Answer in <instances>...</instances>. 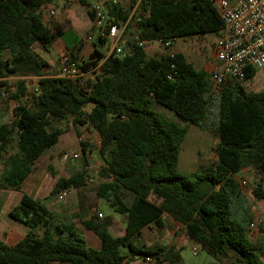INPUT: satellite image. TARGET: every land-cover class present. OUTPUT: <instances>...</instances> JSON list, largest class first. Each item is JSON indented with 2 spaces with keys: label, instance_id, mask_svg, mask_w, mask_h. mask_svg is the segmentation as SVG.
Returning a JSON list of instances; mask_svg holds the SVG:
<instances>
[{
  "label": "trees",
  "instance_id": "16d2710c",
  "mask_svg": "<svg viewBox=\"0 0 264 264\" xmlns=\"http://www.w3.org/2000/svg\"><path fill=\"white\" fill-rule=\"evenodd\" d=\"M50 1L0 0V87L8 77H20L12 94L18 101L13 118L0 123V190H22L40 157L69 130L55 123L72 116L79 137V126L94 128L100 135L99 153L105 165L99 170L97 196L126 216L125 234L113 236L109 219L93 213L83 224L102 246L91 247L76 221H56L44 202L24 193L9 215L41 232L31 231L15 245L0 239V264H131L147 258L183 264V246L136 243L144 228H163L165 214L215 256L216 261L208 264H222L221 258L227 257L241 264H264L262 248L248 236L249 210L244 217L247 224L238 218L246 201L235 177L245 168L257 170L262 180L254 195L264 198V89L248 92L240 83L216 85L209 72L195 68L184 53L149 57L147 46L138 43L218 34L224 22L213 1L143 0L133 18L138 36L126 54L108 55L101 49L106 40L97 36L91 60L80 55L84 42L78 35L69 44L67 31L45 22L41 10ZM88 13L92 15L89 9ZM109 13L118 21L125 19L115 7H109ZM58 39L71 59L82 61L85 68L103 60L96 79L82 83L46 74L50 66L35 46L50 51ZM257 72L250 69L247 80ZM30 76L38 78L33 89ZM213 97L219 99L217 161L192 174L182 173L181 145L190 125L203 126ZM153 105L187 124L169 119ZM15 141L16 150L9 153ZM81 146L86 155V143ZM86 174L82 168L59 178L52 193L83 186Z\"/></svg>",
  "mask_w": 264,
  "mask_h": 264
},
{
  "label": "rangeland",
  "instance_id": "374dc122",
  "mask_svg": "<svg viewBox=\"0 0 264 264\" xmlns=\"http://www.w3.org/2000/svg\"><path fill=\"white\" fill-rule=\"evenodd\" d=\"M48 5H51L56 10V15L49 14L47 9H42V14L45 22L50 28L59 27L66 30V41L73 44L74 35H78L84 42V47L81 51V56L85 60H91L95 57L93 43L97 39V31H94L93 23L89 17L87 9L80 3V0H51ZM94 34V39L89 41L88 35ZM206 36V37H205ZM216 33H208L205 35L187 36L177 39V46L183 50L187 59L197 69L209 70L204 65L212 59L216 39ZM36 51L46 60L50 68L46 71L47 75L59 76L58 61L63 56L71 58V53L67 50L65 43L58 39L53 46L46 51L41 46H35ZM105 52H109V45L105 44L101 48ZM148 56L161 57L167 54V50L157 41L148 43L147 45ZM8 56V53L6 54ZM31 80L30 88L33 89L37 83L38 78L35 76L28 77ZM19 76H10L6 80V88L0 87V123L11 122L13 118V108L18 101L12 97L11 88L17 87ZM248 92H260L264 89V68L258 69L256 76L252 80L246 81L244 84ZM7 90L8 95L3 96L2 91ZM216 97V95H213ZM214 98V97H213ZM153 109L163 113L166 117L174 120L181 125L187 123L178 118L170 110L160 106L153 105ZM219 115V99L214 98L210 102L208 114L204 120L203 126L198 127L195 125L189 126V131L186 134L184 141L181 145L179 170L185 174H192L196 172L201 165H210L217 161L216 148L218 145V137L216 132L217 121ZM73 117L56 122L55 124L60 127H67L69 130L62 134L59 142L51 148L47 153L39 159V164L46 168L49 173L44 181V189L38 192L39 198L50 207L54 219L58 222H72L79 223L81 228H84L82 221L90 217L93 213L104 214L102 218L116 217L123 220V215L116 212L107 200L98 198L97 189L102 181L99 170L105 165V158L99 153L100 135L99 133L89 126H79L81 137L78 136V130L74 126ZM81 142L86 143L87 154L83 155ZM16 150V141L13 143L9 153ZM74 151L79 153V157L75 160L68 158V154ZM50 152L53 156H50ZM108 157V156H106ZM82 168L87 169L85 176L86 183L78 189H68V195L65 199H59L60 192L53 194L56 182L61 177H69L72 174L79 172ZM0 167V172H1ZM240 184L241 194L246 203L236 205L237 212L240 210L239 219H243L247 210H249L250 221L248 224L249 239L260 250V255L264 261V198L259 199L254 195V188L261 182L262 175L253 168H245L235 175ZM63 191V190H62ZM1 192V190H0ZM6 192L0 198V211L4 212L10 205L17 202L20 196L19 191H4ZM99 210V211H98ZM5 216V215H4ZM6 220L14 224V220L9 215H6ZM5 221V220H3ZM124 225H125V221ZM244 223L248 222L244 220ZM255 224L254 229L249 226ZM22 228L31 231H38L36 228H31L23 223H20ZM177 222L169 215H166L165 226L158 228H147L146 232L140 235L136 240L137 244H147L151 246H170L176 244L183 246L181 250L183 264H208L216 261L215 256L202 248L200 244L194 243L187 233L181 227H176ZM78 227V231L87 240L89 246L99 248L95 242L90 240L86 230ZM28 232V233H29ZM197 247L198 253L194 254L193 247ZM142 261L144 259H141ZM222 264H241L234 257L221 258ZM144 264V262H142ZM162 264H168L163 262Z\"/></svg>",
  "mask_w": 264,
  "mask_h": 264
},
{
  "label": "built area",
  "instance_id": "2783aa9c",
  "mask_svg": "<svg viewBox=\"0 0 264 264\" xmlns=\"http://www.w3.org/2000/svg\"><path fill=\"white\" fill-rule=\"evenodd\" d=\"M220 17L224 22L223 29L218 33L214 45V61L208 70L211 80L219 86L232 83L244 84L250 69L264 68V0H212ZM143 0H94L90 1L88 9L91 11L93 27L97 36H101L109 45L107 53L115 56L125 55L129 50V43L137 39L138 24L133 21L134 16L141 10ZM109 7H115L125 19L117 20L109 13ZM56 10L51 9L50 14L55 15ZM140 20V18H138ZM94 39V34L88 35V40ZM166 50L167 55L174 57L175 51L172 40H158ZM140 46H147L148 42L138 41ZM85 68L82 61L72 60L63 56L58 61L60 77L86 83L96 79L100 73V66ZM6 86V85H5ZM1 88L5 89L6 87ZM17 87L11 88V93ZM3 96L8 95L7 90L2 91ZM28 97V96H27ZM67 157L75 160L79 153L74 151ZM67 189L59 194V199L67 197ZM102 216L101 213H99ZM254 229L255 224L249 226ZM194 254L198 253L193 247Z\"/></svg>",
  "mask_w": 264,
  "mask_h": 264
},
{
  "label": "crops",
  "instance_id": "0c3cea01",
  "mask_svg": "<svg viewBox=\"0 0 264 264\" xmlns=\"http://www.w3.org/2000/svg\"><path fill=\"white\" fill-rule=\"evenodd\" d=\"M90 1H94V0H86V4H88ZM80 3L83 6H85L86 9L88 8V5L86 6L81 1H80ZM51 7H52L51 5H48V3H46L45 5H43L42 9H44V8L47 9V11H49V14H50V10L53 9ZM87 12H88V9H87ZM55 15H56V13H55ZM89 17H91V16L89 15ZM92 28H93L94 31H96V29L93 26H92ZM64 31H66V30H64ZM216 35H217V37H216V39L213 42H216L217 41L218 34H216ZM176 41H175V43L173 45V50L175 52H182V53H184L183 50L179 49V47L177 46V42ZM184 55H185V53H184ZM214 55H215V52H214V49H213L212 59L210 61H208L207 63H205V65H204L205 68L209 67V69H210V67H211V65H212V63L214 61ZM46 153H47V151L43 155H45ZM48 154H49V152H48ZM49 155L50 156H53L51 152H50ZM42 156L40 158H42ZM48 175H49V173L46 171V168L43 165L39 164V160H38V162L35 165V168H34L33 172L29 175V177L25 181L22 190L19 191L20 196L17 198V202L14 205H10V207L6 208L4 212H1L0 211V239H2L3 241H5L7 244H9V245H15L17 242H19L22 238L25 237V235L29 232V230H27L25 228H22L23 226H20V223L21 222H19L17 220H14L15 221L14 224H11V222L9 220H6V215H9V212L15 206H17L20 203L21 198H22V196H23L24 193L25 194H28V195H30V196H32V197H34L36 199V197L38 196V192L39 191H42L44 189V184L43 183L46 180V178L48 177ZM75 189H78V188H75ZM4 191H12V190H1V192H0V198L6 193ZM37 198H39V197H37ZM99 213H101V212L99 211ZM103 215L104 214H102V217H103ZM166 215H168V214H165L164 215V220L166 218ZM88 218H85L84 220H86ZM3 220H5V221H3ZM83 221H82V223H83ZM123 221H125V225H124V222ZM109 222H110L109 230H110V232H111V234L113 236H123L125 234V227H126V216L125 215H123V220H120V219H118L116 217H113V218H109ZM83 226H84V224H83ZM76 227H77V229H78V227H80L78 222H76ZM153 227H154V225H150V226L144 228L142 230L141 235L146 232L147 228H153ZM176 227H181V224H179L177 222V226ZM81 229L87 231V233H88V235L90 237V240H92L93 242H95L97 244V246H99V248H97V249H100L101 246H102L101 239L92 230L87 229L85 226H84V228H81ZM38 232L40 233L41 231L38 230ZM142 262H144V264H162L163 263V262H160L159 263V262H157L156 259H153V258H147V259H145L143 261L141 259L134 260V261L131 262V264H142ZM51 264H63V263L53 262Z\"/></svg>",
  "mask_w": 264,
  "mask_h": 264
}]
</instances>
